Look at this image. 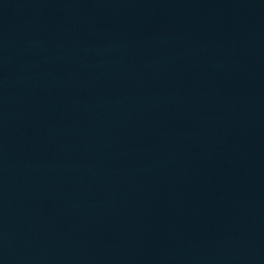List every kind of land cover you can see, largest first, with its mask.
I'll return each instance as SVG.
<instances>
[{"label": "water", "instance_id": "obj_1", "mask_svg": "<svg viewBox=\"0 0 264 264\" xmlns=\"http://www.w3.org/2000/svg\"><path fill=\"white\" fill-rule=\"evenodd\" d=\"M0 264H264V0H0Z\"/></svg>", "mask_w": 264, "mask_h": 264}]
</instances>
